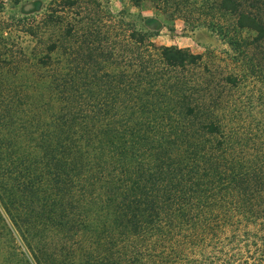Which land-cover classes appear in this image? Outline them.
I'll list each match as a JSON object with an SVG mask.
<instances>
[{
  "label": "trees",
  "instance_id": "16d2710c",
  "mask_svg": "<svg viewBox=\"0 0 264 264\" xmlns=\"http://www.w3.org/2000/svg\"><path fill=\"white\" fill-rule=\"evenodd\" d=\"M263 3L220 0L255 43L264 40ZM74 31L70 24L65 35ZM130 38L144 44L137 32ZM74 39L77 55L82 44ZM148 45L156 61L150 68L139 60L130 74L133 94L117 89L111 103L77 100L75 108L74 96L65 97L72 107L53 116L45 127L53 131L32 144V160L4 141L0 146V231L12 242L17 235L26 263L264 264V170H233L224 139L197 140L199 130L208 140L225 135L211 118L198 130L189 125L196 108L183 109L179 88L165 98L151 92L148 83L161 80L157 72L193 66L202 56ZM57 48L52 42L39 66ZM235 77L225 82L235 84ZM44 78L62 86L61 76ZM126 78L119 73L118 87Z\"/></svg>",
  "mask_w": 264,
  "mask_h": 264
},
{
  "label": "rangeland",
  "instance_id": "374dc122",
  "mask_svg": "<svg viewBox=\"0 0 264 264\" xmlns=\"http://www.w3.org/2000/svg\"><path fill=\"white\" fill-rule=\"evenodd\" d=\"M73 2L68 6L61 0H0L1 147L4 141L32 160L37 155L32 144L42 133L53 131V127L45 128L53 116L72 107L65 97L74 96L75 108L77 100L89 105L100 99L111 103L117 89L133 94L136 84L132 88L130 74L139 60L150 68L156 61L151 42L186 49L202 58L193 66L157 72L161 80L148 83L152 87L147 88L157 98H165L163 93L172 86L179 88L183 109L186 105L196 108L187 120L189 125L198 130L200 123L211 118L226 136L220 133L208 140L199 130L193 132L197 140L209 144L224 139L225 159L233 170H264V40L255 43L252 31L238 28L236 14L224 10L220 0ZM263 7L264 3V13ZM70 24L75 31L67 37ZM131 32L139 33L144 44L136 45ZM74 37L82 44L77 55ZM52 42L58 48L51 62L39 66ZM121 72L127 78L118 87ZM228 74L236 76L235 84L225 82ZM44 76H61L62 86L45 83ZM76 86L79 90L73 95ZM14 238L12 242L0 231V264H28L20 253L25 248L16 234Z\"/></svg>",
  "mask_w": 264,
  "mask_h": 264
}]
</instances>
